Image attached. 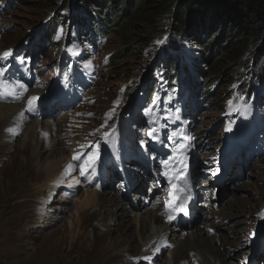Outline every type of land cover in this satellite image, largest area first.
Returning <instances> with one entry per match:
<instances>
[{
  "label": "rangeland",
  "instance_id": "obj_1",
  "mask_svg": "<svg viewBox=\"0 0 264 264\" xmlns=\"http://www.w3.org/2000/svg\"><path fill=\"white\" fill-rule=\"evenodd\" d=\"M66 1L0 0V57L5 52L11 53L7 58H0V68H7L0 79L20 81L27 90L35 89L36 97L41 95L43 101L39 102L45 105L39 111L40 117L33 113L30 121L39 118L43 127H51V139L57 140L55 148L67 152V163L77 165L65 183L51 190L54 195L50 201L55 200L53 206L58 207L65 204L61 197L66 190L73 194L72 201L66 203L69 204L67 211L64 215L57 214L59 218L49 217L48 222L41 223V228H35L33 222L38 220L43 198L52 197L49 196L51 191L41 185L45 175H40L43 170L35 161V141L24 142L23 131L11 141L8 131L6 133V124L10 126L11 122L0 125V264H130L128 258L121 259V253H117L118 257L115 254L116 244L120 243L121 234L116 230L121 225H117L120 220L104 226L102 232L110 235L95 244L89 245L86 235L80 236L78 242L67 237L70 222H76L81 232L93 231L92 210L85 212L90 214L86 220L82 214L76 217L74 207L84 201L87 191H95V186L106 175H109L110 185L103 187V182L98 189L102 193L112 192L117 201L114 205H105L103 215L125 214L122 231L127 229L125 231L134 237L141 217L138 209L146 206L147 210L153 207L154 210L162 203L160 197L167 194L166 187L160 184L165 185L164 174L169 171L160 172L165 166L178 170L182 164L188 165L194 177L192 185L199 195L195 201H185L183 205H196L200 209L198 220L195 222L191 216L190 226L184 220L181 230L172 225L171 229H176L177 234L187 237L193 228H204L201 221L205 220L203 216L208 215L209 208L202 205L210 202L211 197H215L211 201L215 203L213 209L218 210L225 208L233 196L235 211L242 202L254 204L260 196L258 191L264 192V78L263 81L257 79L258 70L264 72V59H257L258 64L255 63L264 40L261 45L252 44L248 22L231 23L229 20L224 26L219 25L214 37L201 27L192 29L182 41L171 33L177 24L174 15L160 14L162 10L155 7L143 9L136 5L134 8V0H109L110 17L120 5L126 8L133 3L132 12L127 10L124 18L130 25L128 35L124 36V31L112 24L109 28H99L101 20L93 16L98 7L89 1L70 0L71 8L64 6ZM243 33L247 38L241 42L242 48L234 50L231 45L240 39L236 36ZM165 36L167 41L158 44ZM238 51L241 52L238 66L241 61L247 63L244 74L237 73V64L232 65ZM167 53L170 60L185 59L184 63L164 66L167 58L163 55ZM208 55L210 64L206 59ZM218 55L221 60L212 71L210 67ZM18 57H24V62ZM218 70L214 77H219L220 81L208 86L206 75ZM247 82L248 88L245 87ZM19 91L27 95L26 91ZM0 99L12 102L16 98L0 96ZM233 144L237 152L230 148ZM44 149L41 145L39 151L44 153ZM97 153L99 164L91 169L99 173L93 178L94 185L87 189L84 186L87 176L80 174V164L71 157L80 154L88 159ZM176 156V164H170ZM49 158L45 153L40 160L46 164ZM120 159L130 164L123 168L131 181L132 190L128 193L119 173ZM229 159L230 170L225 173L224 165ZM165 160L169 162L167 165L162 163ZM104 162H107L106 167ZM135 171L136 177H143L140 183L135 179ZM148 173L153 174L150 177ZM216 177L224 180L219 187L212 184ZM204 182L209 187L204 186ZM125 192L131 199H123ZM37 197H40L38 207ZM134 200H139V206L133 204ZM160 208L165 212L163 206ZM249 216L247 220L244 216L231 218L230 222L224 220L223 231H211L228 238L233 236L231 231L226 233L230 228L238 231L241 240L238 242L242 245L229 248L228 252L235 264H239L241 255L247 254L246 247L259 233V224L263 226L260 233H264V202L258 201ZM60 237L65 238L60 241ZM170 241V244L174 242ZM138 244L136 238L132 245L139 248ZM260 244L264 245V237ZM136 252L137 249L131 253L135 256ZM148 252L135 257L133 263L150 264L154 259L144 258H152L156 251ZM256 252L261 255L264 248ZM165 253L162 260L153 264H168L169 252ZM258 256L254 259L260 263Z\"/></svg>",
  "mask_w": 264,
  "mask_h": 264
},
{
  "label": "bare ground",
  "instance_id": "obj_2",
  "mask_svg": "<svg viewBox=\"0 0 264 264\" xmlns=\"http://www.w3.org/2000/svg\"><path fill=\"white\" fill-rule=\"evenodd\" d=\"M13 72V71H12ZM35 89L29 91V89L26 91L25 96H23V94H20V98L19 99H14V101L10 102L9 100H3L0 99V125L3 123L5 125V122H11L10 126L6 124V126L8 128H13L15 129V134L14 133H9L8 137L11 139L15 138L16 136L19 137L21 132L23 135V141H35V149H33V152L36 154L35 155V161L36 163L38 162L37 165L40 166V169L43 171H40V175L43 174L45 175V180L44 182L42 181L41 185L45 190L51 191V190H57L63 183H65L66 179L68 178V176L64 175V169H65V165L69 164L67 163V161H69V158L67 156V152H65L64 150H58V148H55L56 146V142H55V138H52V134L51 133V127L45 126L43 127V125H41V123L39 122V118L36 119V121L31 122L30 121V117L31 115L40 114L39 111H41L42 107L45 105V102L43 101V98L41 97V95H38L37 97L39 98L38 100H36L34 102V111L33 112H27L26 109L28 107L27 101L30 97L35 96ZM40 91V90H39ZM69 91V90H67ZM47 99V98H46ZM40 100H42L41 102H39ZM48 103V101H47ZM38 110V111H36ZM21 112H25V116L26 118L21 119L20 118V113ZM29 114V115H28ZM40 117V115H39ZM30 121V122H28ZM50 126H53V123H49ZM7 128V129H8ZM50 129V130H49ZM73 130V129H72ZM50 132V133H49ZM7 133V131H6ZM41 133V135H40ZM1 137V136H0ZM7 137V139H8ZM6 139V140H7ZM82 137H80V141H81ZM236 139H234L235 141ZM57 141V140H56ZM5 142V141H4ZM32 143V142H31ZM28 144V142H27ZM7 145V144H5ZM41 145L45 146V151L44 153H41L39 151V148L41 147ZM235 144L231 145L230 148H232L235 152L238 151L237 148H234ZM42 151V152H43ZM48 154V156L50 157L49 160L47 161L46 164H43L42 161L40 160L41 155L43 154ZM74 154V153H73ZM34 155V154H32ZM70 157V156H69ZM73 157V156H72ZM71 157V159H72ZM130 160H132V157H129ZM129 159H127V162L129 161ZM72 162V161H71ZM74 162V161H73ZM76 162V161H75ZM88 162V163H86ZM91 162V157H89L88 159H85L83 156L81 157V159L79 161H77L78 164L80 165H84L85 167L89 168L88 171V175H87V183L84 185L86 186V188L88 189L89 187L93 186L94 180L93 178H96L98 176V171L96 170H92L91 168L94 167L95 165H92L91 167L89 166ZM126 161H123L122 159L119 160V173H120V177L123 178L124 181H122L125 185H126V189H127V193L129 190H132V188H130L131 186V181L129 179V173H127L123 168L129 166L130 164L126 165L125 163ZM177 160L176 158H172L170 161L171 163L176 164ZM98 163L99 164V159L97 160V162L95 161V164ZM107 162H104L103 165L104 167H106ZM131 163V162H130ZM231 161L230 159L227 161V163L224 165L225 167V173H227L228 170H230V165ZM110 164V163H109ZM76 165V164H75ZM77 166V165H76ZM216 166L218 167V165L216 164ZM232 166V165H231ZM173 168V167H172ZM232 168V167H231ZM63 169V170H62ZM190 167L188 165H181L179 166V169H171V171H167L164 174L165 177V185L164 183L160 182L161 185H163L164 187H166V189H171V195L167 194L165 195V197H160L161 202L159 203L158 207H155V209L153 210H147V207H143V208H139L138 210V214L141 213V217L139 218L138 221V225L137 228L135 230L134 233H137V236H132L129 233V231H125L127 229H125L124 231H122V225L124 224L125 214H114L109 212V214L107 215H103V209L105 207V205L107 206H111L114 205L115 202L117 201V197H115L113 195L112 192L109 193H102L100 191V189H98L97 186H95V191H87L86 194V198L84 199V201L82 202H78V205L76 204L74 208H76L75 211H77V215L76 217H78V214H82L83 219L88 218V216L90 214L85 213L88 210H92V215H91V221L90 224L94 227L93 231H80L79 227L77 226L76 222H70L69 227V234L67 237H70L71 239H76L77 242L79 241L80 236L85 237L87 240H89L88 244H92L96 241H98V239H103L104 237H106L107 235H110L109 233H105L102 232V228H104V226H108L111 225L112 223L114 224L116 220H120L118 224H121L119 227L116 228V230H118L120 232V237H119V241L120 243L116 244L117 246L115 248H117L116 250V257H118L117 253H121L122 257L121 259H129L130 260V264H135L133 263L135 257L139 256L141 257L142 255H144L145 251L148 252V250H150V253H152L154 250L156 251V254H154V256L151 259H154L152 261H149L150 264H153L154 261H160L163 259V256L166 254L165 251L167 250L169 252V262H167L168 264H235L234 260L229 252V248H237L238 246H241L242 243L238 242L241 241L238 237V231L234 230L233 228H230L228 231H226V233H229V231H231V234H233L232 237L228 238V236L226 235H214L212 234L209 229L217 230V232L219 231H223V227H225L224 225H222L221 223L224 220H227L228 222H230L229 220L231 218H238L240 216H244L245 219L247 220L250 216V213L253 212L254 208H256V205L259 202L262 201V203L264 202V192L263 190H257L260 194V196H258L257 201H255L254 204H251L250 201L247 202H242L240 203V207H238V209L235 211L234 208L237 207L235 203V199L230 198L228 200V203L226 204L225 208H221L218 210L217 209H213V206L215 205V203H212V199L215 200V197H211L210 198V202H206L205 205L203 204L202 206L204 208H209V213L208 215H205L203 217H205L204 221H201V224H204V228L202 229L201 227H196L193 228L192 232L189 233L190 235H188L187 237H185V235H181V234H177L175 231H177L176 229H171L172 225H175V227L178 230H181L183 225L181 226L182 223H184L183 221L185 220V224L187 226L191 225V216H193V220L196 222V220H198V213L200 211V209H198V207L194 204H190L188 203L186 206L184 205L185 201L190 202V200L195 201L197 196H199L197 193V189H195V187H193L192 183L194 181V177L192 172L190 171ZM104 170V168H103ZM220 170V169H219ZM74 172V171H73ZM90 172H92L90 174ZM136 172L134 173L135 175V179L138 183H140L139 180H141L143 177L140 176L136 177ZM182 172V173H181ZM217 172H218V168H217ZM181 173V175H179ZM153 174V173H152ZM151 173H148V176H152ZM39 175V176H40ZM109 175H106L103 181H99L98 185H100L101 183H103V187H107L109 183V179H108ZM138 176V175H137ZM76 178V177H75ZM223 179L221 177H216L214 181H212V184L214 183L216 186H221L223 184ZM62 182V183H61ZM59 183V184H58ZM77 183V182H76ZM210 182H208L209 184ZM219 185H218V184ZM71 184V183H69ZM173 185L175 187H173ZM191 185V187H190ZM206 187H209V185L207 186L206 183L204 182L203 184ZM49 186V187H47ZM210 186H213L210 184ZM217 187V188H218ZM155 189H158L154 186ZM213 188V187H212ZM228 189V187H227ZM72 190V189H70ZM207 190V189H206ZM221 190V189H220ZM225 191V190H224ZM229 192H231L230 189H228ZM53 191L50 192L49 196L52 197H44L43 198V204L42 206H40L39 212L38 213V217L37 219L40 221L38 224H35L34 221V227L39 229L41 228V223L42 222H46L47 220H49V217H57L59 218V216L57 214H62L64 215L65 211H67V205L66 203H69L72 201V196L73 194H68L67 190L65 191V193L62 195V200L64 201L63 205H61L60 207L58 206H53V202L55 200H53L52 202L50 201V199H53ZM206 193V192H205ZM209 193V192H208ZM126 198H123L124 200L126 199H131L126 195V192L123 193ZM207 194V193H206ZM40 196V194H38ZM133 196V195H132ZM35 197V196H33ZM115 197V198H114ZM184 197L185 199L181 198ZM29 198V197H28ZM39 198L37 197V201H36V206L39 204ZM42 199V198H41ZM40 199V200H41ZM34 200V199H33ZM237 201V200H236ZM241 201V200H240ZM25 202H23L24 204ZM31 204V201L29 202ZM35 202H33L34 204ZM77 203V202H76ZM22 204V203H21ZM133 204L135 206H139V200H134ZM225 204V203H224ZM176 205H180L183 206L188 214L184 215L183 212L180 211H176L173 212L172 208L173 206ZM30 206V205H29ZM66 206V207H65ZM160 206H163L165 208V212L162 211V208H160ZM191 206V207H190ZM38 207V206H37ZM36 207V208H37ZM69 207V206H68ZM31 208V207H30ZM215 208V207H214ZM147 211H146V210ZM161 209V210H160ZM145 210V211H144ZM153 210V211H152ZM232 212H236V214H232ZM242 212V213H241ZM111 213V214H110ZM241 215H238V214ZM57 215V216H56ZM100 217L99 220L92 221L93 217ZM170 216H174V218L170 219ZM200 219V216H199ZM219 220V222L216 223V221ZM233 220V219H232ZM80 221V220H79ZM48 222V221H47ZM81 222V221H80ZM229 225V223H228ZM201 226V225H200ZM174 227V228H175ZM258 230L259 233L256 234L253 237V240L250 242L248 246L246 247L247 249V254H243L240 256V262L239 264H256V257L258 256L259 260L261 261L260 263L257 262V264H264V253L262 252V254L260 255V253L256 252V250L258 249H263L264 245H261V239L264 237V233H260V230L263 228L262 224L258 225ZM114 229V228H113ZM114 230V231H116ZM190 232V231H189ZM216 232V233H217ZM125 234V236H123ZM172 237L171 241H174L173 243H169V238ZM65 237H60V241H62V239H64ZM136 238L139 240L140 242V247L138 248L136 245L133 246L132 243L134 240H136ZM127 241V244L125 243V241ZM217 240H219L217 242ZM59 241V242H60ZM142 241V244H141ZM170 241V242H171ZM62 243V242H61ZM218 245V247H215V245ZM58 245V244H57ZM162 247V249L160 250L159 247ZM88 246V245H87ZM137 249L138 254H136L135 256L131 253L133 251H135ZM159 249V250H157ZM240 251L236 252L238 256V253ZM149 254V252H148ZM229 254V255H228ZM120 255V254H119ZM148 256V255H146ZM166 256V255H165ZM255 258V259H254ZM128 261V260H126ZM124 264V263H123ZM238 264V263H237Z\"/></svg>",
  "mask_w": 264,
  "mask_h": 264
},
{
  "label": "trees",
  "instance_id": "obj_3",
  "mask_svg": "<svg viewBox=\"0 0 264 264\" xmlns=\"http://www.w3.org/2000/svg\"><path fill=\"white\" fill-rule=\"evenodd\" d=\"M87 1H89L91 5H95L96 8L98 7L96 9L97 12L95 13V15L93 14V16H96L101 20V22L98 20L100 22L99 28H109L110 24H112L124 31L122 33L123 35L127 34L130 25H128V22L124 18L127 14V10H131L132 12L133 6L130 5H132L133 3L128 4V7L126 6V8L120 5V9L118 11H114L112 16H115L113 18L112 16L110 17L108 13V11L111 10L110 8H108V4L110 5L109 0ZM134 1L136 3L134 8L136 7V5L142 6L143 9L148 8V6L155 7L156 9L162 10L160 11V14L162 13L165 15H174L177 24L172 27L171 33L173 35H176V37L182 41L183 36L186 35V33H189L190 31H192V29H198L200 27L204 32H209V34L213 35L214 32L219 28L220 24H223L224 26V24L229 20V22L231 23L243 20H246L248 22L247 25H249V29L251 30L250 35L253 39L252 44L254 43L255 45H261L264 40V0H161V2H158L157 0H137V2L136 0ZM64 6L67 8H71L72 2L70 0H67ZM176 6L179 7V10L172 11V9ZM120 12H122V14H120ZM93 28H97L96 25H93ZM122 34L120 33L121 36H123ZM47 37L51 38L52 36ZM236 37H240V39L236 40V42H234L235 44L231 45L233 46L234 50L242 48L241 42H243L247 38L244 33L242 34V36L237 35ZM170 38L172 39L173 37ZM127 40L129 41L130 38L128 37ZM130 42L132 43L133 41L130 40L129 43ZM240 53L241 52L238 51L237 56L233 58L232 65L237 64V73L244 74L248 67L245 66L247 63L243 61H241L238 66V58L240 56ZM208 54L211 56V52H209ZM209 55L206 56V59L207 63L209 61L210 64ZM119 57L121 58L122 55ZM163 57L167 58V61L164 65L167 67L177 66L176 64L178 62L184 63L185 61V59H180V61H176L173 59L170 60L169 53L163 55ZM256 57V64H258L257 59H264V44L261 50L256 53ZM220 60V55L216 56V59L213 62L211 60L212 65L210 69L212 71H214L213 69L216 68V65ZM219 71L220 70H218L217 73H206V82H210V84L208 83V86L217 84V82L220 81L219 77H214L218 75ZM258 72L259 75L257 79L263 81L264 72H261L260 69L258 70ZM245 87H249V82L246 83Z\"/></svg>",
  "mask_w": 264,
  "mask_h": 264
},
{
  "label": "snow or ice",
  "instance_id": "obj_4",
  "mask_svg": "<svg viewBox=\"0 0 264 264\" xmlns=\"http://www.w3.org/2000/svg\"><path fill=\"white\" fill-rule=\"evenodd\" d=\"M167 39H168V37L165 36L163 40H158L157 43L158 44H163V43H165L167 41ZM9 55H11L10 52H5L3 54V57H0V58H7ZM24 59H25L24 57H18V60L21 63L24 62ZM88 66L91 67V64L89 63ZM6 71H7V68H0V77H3L4 73ZM19 90L27 91L26 85H24L20 81L10 82V81H8L6 79H0V96H13L16 99H19L20 98V94H21ZM38 99L39 98L36 97V96H32V97H30L28 99V101H27L28 107L26 109L27 112H33L34 111V102L36 100H38ZM146 114H148V110H146ZM20 118L21 119L26 118L25 112H21L20 113ZM6 131L15 134V129H13V128H8V129H6ZM104 135L107 137L108 133H105ZM96 147L98 148L99 145L97 144ZM90 155H91V153H90ZM97 158H98V153L96 155H92L91 156V162H90V165H89L90 167L95 164V161H96ZM80 159H81V155L80 154H77L76 156L72 157L73 161H79ZM86 163H88V162H86ZM162 163L167 165L168 162L167 161H162ZM75 169H76V165L75 164H73V163L67 164L65 169H64V175L65 176L72 175V173H73V171H75ZM92 170H94V168ZM88 171H89V168L85 167L84 165H80V174L81 175L87 176L88 175ZM96 186L99 187V185H96ZM173 187H175V186L173 185ZM172 211L173 212L180 211V212H183L184 215L188 214L187 210L183 206H180V205L173 206ZM172 218H174V216H170V219H172ZM209 231L211 232L212 229H209ZM144 259L151 260V257H145Z\"/></svg>",
  "mask_w": 264,
  "mask_h": 264
}]
</instances>
